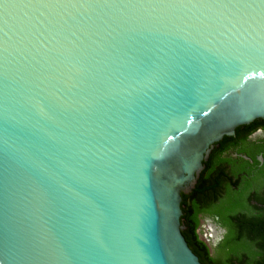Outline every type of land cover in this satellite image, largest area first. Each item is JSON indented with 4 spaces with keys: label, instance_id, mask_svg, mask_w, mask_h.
<instances>
[{
    "label": "water",
    "instance_id": "water-1",
    "mask_svg": "<svg viewBox=\"0 0 264 264\" xmlns=\"http://www.w3.org/2000/svg\"><path fill=\"white\" fill-rule=\"evenodd\" d=\"M257 118L264 0H0V264H202L182 194Z\"/></svg>",
    "mask_w": 264,
    "mask_h": 264
},
{
    "label": "flooded vegetation",
    "instance_id": "flooded-vegetation-1",
    "mask_svg": "<svg viewBox=\"0 0 264 264\" xmlns=\"http://www.w3.org/2000/svg\"><path fill=\"white\" fill-rule=\"evenodd\" d=\"M198 182L201 190L195 195ZM186 194L191 206L195 201V232L210 256L225 243L223 213L231 222V264H264V118L237 126L217 142Z\"/></svg>",
    "mask_w": 264,
    "mask_h": 264
},
{
    "label": "trees",
    "instance_id": "trees-1",
    "mask_svg": "<svg viewBox=\"0 0 264 264\" xmlns=\"http://www.w3.org/2000/svg\"><path fill=\"white\" fill-rule=\"evenodd\" d=\"M201 190V184L198 182L194 190L195 195H197ZM193 193V195H194ZM189 194H182V216L181 223L187 226V229L182 230L189 247L193 250L195 254L198 255L199 260L202 264H231V222L229 218L223 213H219L220 220L228 228L225 240L222 245L216 249V254L214 257L208 254L207 247L205 243L198 238L197 233L195 232V227L197 224L196 218V205L195 201L191 200L192 206L189 203ZM210 211H216L209 209ZM218 212V211H216ZM228 246V249L225 246Z\"/></svg>",
    "mask_w": 264,
    "mask_h": 264
}]
</instances>
